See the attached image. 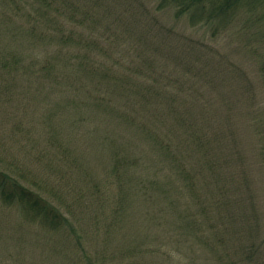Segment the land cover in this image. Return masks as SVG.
I'll list each match as a JSON object with an SVG mask.
<instances>
[{
	"label": "rangeland",
	"instance_id": "obj_1",
	"mask_svg": "<svg viewBox=\"0 0 264 264\" xmlns=\"http://www.w3.org/2000/svg\"><path fill=\"white\" fill-rule=\"evenodd\" d=\"M141 1L157 17V24L171 28L163 33L172 52L161 50L155 61L163 77L185 81L179 97L193 117L203 121L208 135L216 124L228 129L217 157L212 153L222 163L218 182L228 181L230 169L239 176L246 173L256 191L264 228L261 98L257 101L240 88L242 74L253 75L252 60L223 34L206 35L200 45L197 39L202 33L196 27L154 12V0ZM1 16L0 55H17L22 67L11 78L9 91L0 93V168L62 208L76 221L79 235L53 229L0 198V264H216L209 247L182 227L181 216L195 214V228L210 238L179 173L154 144V134L177 141L183 132L180 125L164 107L141 111L117 95L112 103L113 96L110 101L109 95L97 99L88 75L82 80L61 79V70H72L74 51L37 34L12 33ZM113 51L112 61L122 56V48ZM44 59L53 66L41 74L38 66ZM53 72L60 76L53 78ZM80 82L88 89L83 90ZM205 115L207 122L201 119ZM224 158L229 159L226 168ZM197 190L203 201L212 200L217 191L209 179L199 180ZM96 191L103 210L88 205ZM209 216L218 222L216 213ZM79 241L89 259L80 255ZM240 241L248 245L246 235Z\"/></svg>",
	"mask_w": 264,
	"mask_h": 264
},
{
	"label": "trees",
	"instance_id": "obj_2",
	"mask_svg": "<svg viewBox=\"0 0 264 264\" xmlns=\"http://www.w3.org/2000/svg\"><path fill=\"white\" fill-rule=\"evenodd\" d=\"M154 2V12H165L174 21H184L201 31L202 36L197 39L200 45L203 44L202 37L206 35L215 37L223 34L225 40L228 39L238 50L242 49L252 60L253 75L243 73L240 88L257 101L261 98L258 103L262 113L258 123L264 124V0ZM0 13L12 33L19 32L27 36L37 34L41 39L74 51L76 57L72 70H61V79L77 80L78 77L82 80L88 75L92 91L99 100L109 95V101L113 96L112 103L117 95L116 98L127 99L131 107L132 103L136 104L133 108L139 107L141 111L143 107L155 111L158 107H164L166 115L174 119L183 132L177 141L158 138L154 134V144L170 167L179 173L183 188L192 203L195 201L197 204L203 223H207L210 238L195 228V214H183L180 218L182 227L193 231L197 240L209 247L216 257V264H258L260 261L264 264V228L260 223V208L255 201L256 191L251 180L246 173L239 176L232 169L226 174L227 182L221 184L217 180L216 175H220L218 165L222 163L220 159H214L213 154L224 146L222 144L229 135L226 132L228 129L216 124L208 135L204 124H201V119L207 122L206 115L199 121L179 97L185 81L172 75L163 77V72L155 62L161 50L171 49L165 46V33L171 28L163 23L157 24V17L141 0H0ZM116 47L122 48V56L127 55L129 58L125 61L122 56L114 58V61L109 59ZM123 50H127V53ZM20 61L17 55H0V93L9 91L11 78L21 71ZM51 66L52 63L44 59L38 66V72L47 73L52 69ZM239 71H243L242 68ZM58 76V72L52 73L53 78ZM80 84L83 90L88 89L84 83ZM102 84L106 86L103 87V94L98 92ZM152 116L155 118L157 114L153 111ZM146 122L144 120V124ZM215 155L217 157L218 153ZM222 162L226 168L229 159L224 158ZM208 179L214 180L217 191L212 200L203 201L197 190V182H206ZM92 195L97 204L95 199H91L89 207L103 210L98 191ZM0 198L19 206L26 214L53 229L62 231L64 228L68 234L79 235L76 221L71 220L72 217L62 208L60 211L40 193L2 168ZM186 206L189 207L188 202ZM213 212L216 213L217 223L210 220L209 214ZM70 214L75 218V213ZM94 218L97 221L96 214ZM243 235L248 237L246 246L240 241ZM80 243L77 242L80 255L85 260L89 259V254L80 248ZM85 263L90 264L88 261Z\"/></svg>",
	"mask_w": 264,
	"mask_h": 264
}]
</instances>
